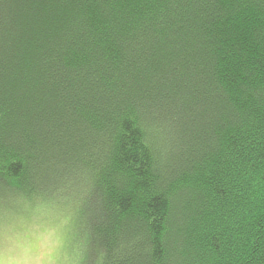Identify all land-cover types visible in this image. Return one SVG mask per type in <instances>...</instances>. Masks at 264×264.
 I'll use <instances>...</instances> for the list:
<instances>
[{"label":"trees","instance_id":"trees-1","mask_svg":"<svg viewBox=\"0 0 264 264\" xmlns=\"http://www.w3.org/2000/svg\"><path fill=\"white\" fill-rule=\"evenodd\" d=\"M42 203L76 264H264V0H0V218Z\"/></svg>","mask_w":264,"mask_h":264},{"label":"rangeland","instance_id":"rangeland-1","mask_svg":"<svg viewBox=\"0 0 264 264\" xmlns=\"http://www.w3.org/2000/svg\"><path fill=\"white\" fill-rule=\"evenodd\" d=\"M32 211L0 218V264H76L83 237L75 238L70 207L42 203Z\"/></svg>","mask_w":264,"mask_h":264}]
</instances>
